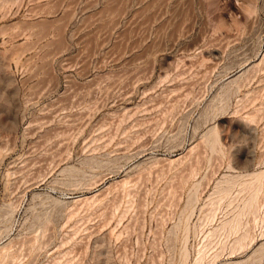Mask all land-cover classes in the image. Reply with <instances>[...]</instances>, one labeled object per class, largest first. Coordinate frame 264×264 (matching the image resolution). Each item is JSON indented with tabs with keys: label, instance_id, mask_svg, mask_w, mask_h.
<instances>
[{
	"label": "rangeland",
	"instance_id": "obj_1",
	"mask_svg": "<svg viewBox=\"0 0 264 264\" xmlns=\"http://www.w3.org/2000/svg\"><path fill=\"white\" fill-rule=\"evenodd\" d=\"M0 264H264V0H0Z\"/></svg>",
	"mask_w": 264,
	"mask_h": 264
}]
</instances>
